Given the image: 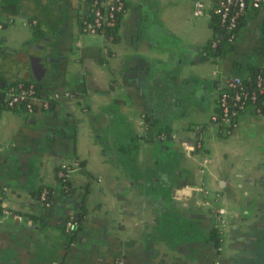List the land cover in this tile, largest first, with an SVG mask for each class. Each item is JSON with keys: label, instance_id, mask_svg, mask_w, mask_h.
Masks as SVG:
<instances>
[{"label": "crops", "instance_id": "0c3cea01", "mask_svg": "<svg viewBox=\"0 0 264 264\" xmlns=\"http://www.w3.org/2000/svg\"><path fill=\"white\" fill-rule=\"evenodd\" d=\"M22 1L0 0V63L16 64L1 83L41 87L30 112L0 107V264H264V113L246 105L227 133L210 122L226 79L247 73L234 64L264 66V4L209 56L210 0H124L112 39L80 30L82 0L31 15ZM35 43L51 57L42 80L17 54ZM75 162L66 192L55 167ZM80 205L67 246L59 224Z\"/></svg>", "mask_w": 264, "mask_h": 264}, {"label": "built area", "instance_id": "2783aa9c", "mask_svg": "<svg viewBox=\"0 0 264 264\" xmlns=\"http://www.w3.org/2000/svg\"><path fill=\"white\" fill-rule=\"evenodd\" d=\"M86 3L85 18L81 20L79 28L81 31L90 34H102L106 38V28L113 24L124 7V0H82ZM264 0H210V7L219 14V25L227 33V39L232 40L236 37L235 28L238 20L245 12L258 8ZM201 3L195 1L193 13H200ZM212 45L215 41L212 40ZM244 80L238 75H232L227 78L223 88L217 94L216 105L219 112H213L210 116V122L219 126L225 133L229 132L236 124V119L243 111L246 105H251L254 112L260 113V105H264V66L260 72L253 77L245 75ZM244 81H251L253 86L246 88ZM7 89H1L0 98L6 106L14 105L18 100L27 99V111L30 112L32 101L38 98L35 94L32 83L22 84V82L7 83ZM4 84H1L3 86ZM260 96L259 104L255 103ZM43 105H48V99L42 100ZM79 168L78 163H73L72 167L66 164H60L56 169V175L67 177L72 169ZM40 198L45 196V189L39 193ZM45 204H48L47 202ZM218 209L217 212H221ZM71 216L65 222V228L70 225Z\"/></svg>", "mask_w": 264, "mask_h": 264}, {"label": "trees", "instance_id": "16d2710c", "mask_svg": "<svg viewBox=\"0 0 264 264\" xmlns=\"http://www.w3.org/2000/svg\"><path fill=\"white\" fill-rule=\"evenodd\" d=\"M262 4H264V2ZM254 9H257V8H254ZM245 14H246V12L243 14V16H241L239 18L238 23H237V27L235 28V33H237V30H238V28H239V26H240V24H241V22L245 16ZM85 17H86V15H79L78 16L77 20H78L79 25L81 23V20ZM209 17H210L209 23H210V25L214 31V34H213V37L211 38V40H209V42L206 45H204V51L209 56H222L225 52L229 51L232 48V45H233L235 38L232 40L227 39L226 31L223 30L222 27L219 25V14L217 12H215L212 7H210V10H209ZM29 21L31 23L30 27H31V32H32L33 37L35 39L41 37L43 35V29L39 26V24L36 21L32 20L31 18L29 19ZM116 22H117V20L113 24H111L110 26H107V28H106V35H111V39L115 37ZM218 27L221 28L220 31L217 30ZM212 40L215 41L214 45L211 44ZM234 66L237 69L241 68L242 66L247 68V73H245L244 75L235 74V75L242 77L243 80H244L243 77L245 75L253 77L256 73L260 72L261 67H262V66H253L250 64L241 65L239 63H235ZM2 79H3V76L0 75V87H1V89H7L8 88L7 83H4V85L1 86ZM244 82H245L244 85L246 86V88H250L253 86V83L251 81H244ZM11 83H15V82H11ZM28 83H32L33 88L35 90V94L39 96V90L37 88V82L34 80H23L22 81V84L26 85ZM259 99H260V96H258L257 99L255 100L256 104H259V101H258ZM51 102H52V100L49 99L48 104H50ZM216 102H217V99H216ZM26 104H27V99H22V100H18L14 105L9 107V106H6L0 98V107L11 108V109L18 111V112L20 111V112L27 113L28 111H27V105ZM32 107L33 106L31 105V109H32ZM215 112H219V107L217 105H216ZM240 112H242V111H240ZM260 113H264V105H260ZM154 124H156V121L153 120L152 118H150L149 116L145 115V126H146V128L149 129ZM219 127L221 128L220 124H219ZM167 131L168 130H166L165 128H159L157 130V133L155 134L156 138L158 140H161L162 138L167 137L168 136ZM55 168L58 169L59 166H56ZM58 180L60 181V185H61L62 190L66 191V192H69L72 190L73 186L70 184L68 177L59 176ZM42 188L45 189V196L43 198H40L39 193L42 190ZM33 194L43 204H45L46 202L50 203L52 201V192L48 186H45V185L37 186V188L34 189ZM1 211H2V206L0 205V212ZM69 216H71L70 225L67 228H65V222L69 218ZM82 219H83V206L80 205V208L78 209L77 212L72 213V214H71V212H67V214H65V216L63 217V220L60 222L59 227H60V230L63 234L64 242H65V244H67V246L73 240L76 232L80 228L81 223H82ZM207 239L211 241V243L213 244V246L215 248L218 246L219 241H220V233L216 227L212 226L210 228L208 235H207ZM118 264H124V263H118Z\"/></svg>", "mask_w": 264, "mask_h": 264}, {"label": "rangeland", "instance_id": "374dc122", "mask_svg": "<svg viewBox=\"0 0 264 264\" xmlns=\"http://www.w3.org/2000/svg\"><path fill=\"white\" fill-rule=\"evenodd\" d=\"M42 2H43V0H36L35 2H34V0H23L21 5L23 7H25V9H24L25 12L24 13L25 14L27 13V14L31 15L33 13L37 14V9H35V8H39L41 6ZM33 45L34 44H30L26 48H24L22 50L23 53L17 52L19 58H21L22 60L23 59L27 60L28 68L30 67V61L31 60H36L37 61V60L41 59V56L34 52V46ZM3 56H5V55L2 54V57ZM10 57L12 58L11 55H10ZM2 66L9 67L8 68L9 70H13L14 67L16 66V64L13 61H11L10 58L6 57L4 63H2V62L0 63V67H2ZM16 73H17V70H16Z\"/></svg>", "mask_w": 264, "mask_h": 264}, {"label": "water", "instance_id": "95a60500", "mask_svg": "<svg viewBox=\"0 0 264 264\" xmlns=\"http://www.w3.org/2000/svg\"><path fill=\"white\" fill-rule=\"evenodd\" d=\"M245 24V22H244ZM217 30H221V28H217ZM255 34H256V37L259 38V32H260V29L256 26L255 27V30H254ZM38 50L37 53H41V57H44L45 59L42 61L43 63H45L46 60H49L51 59L50 56L47 55V51L43 48V46L40 44V43H35L34 44V51ZM30 68L33 70L34 72V78L36 80H42V77H43V74L45 72V68H41L40 67V62L36 61V60H31L30 61ZM39 71V72H38ZM44 83V82H42ZM41 87V84H38L37 85V88L40 89ZM48 208V206H45V208ZM77 214V213H76ZM63 219H61L62 221Z\"/></svg>", "mask_w": 264, "mask_h": 264}]
</instances>
